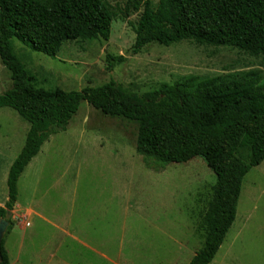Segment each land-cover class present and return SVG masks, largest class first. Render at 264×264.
<instances>
[{"label":"rangeland","instance_id":"obj_1","mask_svg":"<svg viewBox=\"0 0 264 264\" xmlns=\"http://www.w3.org/2000/svg\"><path fill=\"white\" fill-rule=\"evenodd\" d=\"M104 2L113 17L107 42L68 43L50 58L12 41L14 54L39 88L80 92L119 83L143 94L189 76L204 79L249 71L258 73L264 87V57L230 47L182 41L167 47L151 44L132 55L145 0ZM107 56H122L125 63L110 68ZM10 84L0 63V95ZM28 129L16 112L0 110V139L12 138L14 152L24 144ZM135 136V125L107 118L82 102L66 131L43 144L31 161L36 164L18 182L19 205L33 193L47 220L54 224L68 217L60 224L67 231L78 226L86 233L83 238L106 242V260L74 250L81 264H189L202 246L198 226L215 184L213 172L199 158L157 172L147 170L135 152ZM19 221L23 218H10L11 228ZM31 225L29 232L35 233L24 238L18 261L21 233L16 229L5 237L11 264H27L54 250L49 240L55 229L36 218ZM211 264H264V162L245 176L235 221Z\"/></svg>","mask_w":264,"mask_h":264},{"label":"trees","instance_id":"obj_2","mask_svg":"<svg viewBox=\"0 0 264 264\" xmlns=\"http://www.w3.org/2000/svg\"><path fill=\"white\" fill-rule=\"evenodd\" d=\"M112 14L104 0H0V63L10 87L0 110L16 112L29 125L24 145L7 175L8 200L0 219L11 231L19 178L50 137L65 132L82 102L103 116L136 127L135 152L147 170L202 159L215 184L198 226L202 246L189 264H211L232 227L245 176L264 162V87L257 72L215 78L189 76L139 94L119 83L80 92L39 88L14 54L16 40L31 51L56 57L63 45L109 41ZM132 55L151 44L182 41L230 47L264 57V0H145ZM110 68L125 58L106 57Z\"/></svg>","mask_w":264,"mask_h":264},{"label":"crops","instance_id":"obj_3","mask_svg":"<svg viewBox=\"0 0 264 264\" xmlns=\"http://www.w3.org/2000/svg\"><path fill=\"white\" fill-rule=\"evenodd\" d=\"M23 145L19 147L17 151L14 152L13 151L14 141L12 138L9 139L6 136L5 138L2 137L0 139V169L3 171L2 174H0L1 175L0 177V209L4 208V205L8 200L6 181H7V175H8L9 169L11 165L13 164L14 160L17 158L18 154L20 153ZM33 162L34 163L30 162V164L25 168L22 175L29 168V166H31V164H36L37 161L35 160ZM20 178H19V181H20ZM17 189H18V184H17ZM36 198L37 197L33 196V193H32L31 199L29 197L25 205L22 206L18 204V197H17V202L14 207V210L10 213V217L12 218V220H19L21 217L24 218L23 221H19L18 223L13 222L14 225L12 226L11 231L8 234V238H10L11 234L13 235L16 229L21 233L22 239L19 243L18 251H16L15 260L18 261L21 256L20 251L22 250V247H23L24 238H26V236L28 235L33 237L35 233L34 231L32 232V230L29 232V229L32 228L31 221H34L35 218L42 221L43 223L47 225L52 226L55 229V234H53L52 238L49 240L50 241L49 244L54 245V250L52 249V252H48L46 255L39 254V256L36 257L37 259L33 258L32 260H29L27 264H81L80 261H75V257H76L75 251L76 250L78 251V248L83 249L87 252H91L97 255L99 258L106 260V255L104 254V251L106 248V242L104 240H100L99 243H96L94 241H91V239L89 238H83L86 235V233L82 232L78 226H76L75 229L72 228V230L74 229L73 231H70V232L67 231L60 225L62 222L64 223L66 219L68 218L65 216H64L65 217L64 219H56V221L53 224V222H50L49 220L46 219L43 212L35 204L34 200ZM27 223L29 226H26ZM103 227H101V229ZM69 229H70V226H69ZM101 229L100 231H102ZM101 233L104 234L103 232ZM7 244H8V239H5L3 248L7 254L9 264H11L9 250L5 248ZM70 251H74V254L71 253Z\"/></svg>","mask_w":264,"mask_h":264},{"label":"water","instance_id":"obj_4","mask_svg":"<svg viewBox=\"0 0 264 264\" xmlns=\"http://www.w3.org/2000/svg\"><path fill=\"white\" fill-rule=\"evenodd\" d=\"M8 226H9V223L6 220L0 219V243L5 236Z\"/></svg>","mask_w":264,"mask_h":264},{"label":"built area","instance_id":"obj_5","mask_svg":"<svg viewBox=\"0 0 264 264\" xmlns=\"http://www.w3.org/2000/svg\"><path fill=\"white\" fill-rule=\"evenodd\" d=\"M23 220H24V218H23ZM26 226H29L28 223L26 224Z\"/></svg>","mask_w":264,"mask_h":264}]
</instances>
